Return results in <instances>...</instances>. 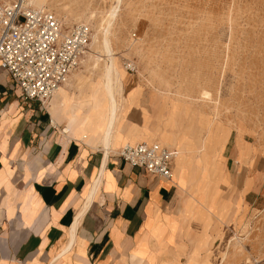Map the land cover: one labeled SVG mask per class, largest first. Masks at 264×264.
Instances as JSON below:
<instances>
[{
  "label": "rangeland",
  "instance_id": "1",
  "mask_svg": "<svg viewBox=\"0 0 264 264\" xmlns=\"http://www.w3.org/2000/svg\"><path fill=\"white\" fill-rule=\"evenodd\" d=\"M46 6L65 30L76 24L90 28L86 52L70 75L69 85L77 90L68 91L69 98L89 104L99 94L106 108L99 90L108 40L117 85L123 82L118 119L127 99L133 103V92L124 94L131 79L144 104L151 96L155 105L147 118L155 120L153 128L144 127L146 141L175 147L176 169L186 167L184 214H228L216 223V249L196 259L198 247L210 245L202 233L190 263L264 264V0H50ZM223 154L226 169L241 177L225 191L211 175L218 169L225 176Z\"/></svg>",
  "mask_w": 264,
  "mask_h": 264
},
{
  "label": "crops",
  "instance_id": "2",
  "mask_svg": "<svg viewBox=\"0 0 264 264\" xmlns=\"http://www.w3.org/2000/svg\"><path fill=\"white\" fill-rule=\"evenodd\" d=\"M70 75L41 104L24 97L0 66V264H191L202 233L210 236V245L198 247L196 259L206 258L220 243L216 223L228 214H184L188 195L182 188L189 182L184 164L176 169L177 149L147 141L176 152L171 179L119 155L126 143L146 141L144 127L155 122L147 120L155 108L151 96L144 104L130 79L124 94L133 92V103L127 99V111L118 119L123 83L116 85L118 109L111 122L104 83L99 91L106 108L99 94L89 104L70 99L69 92L77 90L69 85ZM224 160L223 154L225 176L218 169L211 173L222 191L241 181Z\"/></svg>",
  "mask_w": 264,
  "mask_h": 264
},
{
  "label": "built area",
  "instance_id": "3",
  "mask_svg": "<svg viewBox=\"0 0 264 264\" xmlns=\"http://www.w3.org/2000/svg\"><path fill=\"white\" fill-rule=\"evenodd\" d=\"M90 35L86 24L65 30L53 11L34 0H0V66L27 99L45 104L54 96L80 65ZM119 155L158 177H172L176 152L160 143H126Z\"/></svg>",
  "mask_w": 264,
  "mask_h": 264
},
{
  "label": "bare ground",
  "instance_id": "4",
  "mask_svg": "<svg viewBox=\"0 0 264 264\" xmlns=\"http://www.w3.org/2000/svg\"><path fill=\"white\" fill-rule=\"evenodd\" d=\"M49 2L50 0H34L35 5L39 7L49 4ZM105 54L107 55L106 57H107L108 62H105L106 69H105L104 87H105L106 94L109 99V117H110V121L112 122L116 118V113L118 109V102H117L116 95H115V88L119 80L118 78L119 71L115 64V60L113 58V52H112V49H111V46L108 40H105ZM69 75L66 81L68 80Z\"/></svg>",
  "mask_w": 264,
  "mask_h": 264
}]
</instances>
